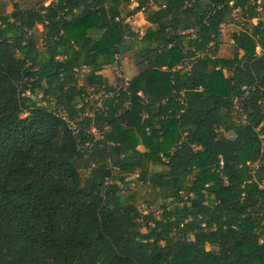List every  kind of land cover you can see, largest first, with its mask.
<instances>
[{
	"label": "trees",
	"instance_id": "1",
	"mask_svg": "<svg viewBox=\"0 0 264 264\" xmlns=\"http://www.w3.org/2000/svg\"><path fill=\"white\" fill-rule=\"evenodd\" d=\"M47 1L0 0V264H264V53L221 34L231 0H135L139 73L100 107L79 75L138 39L130 0Z\"/></svg>",
	"mask_w": 264,
	"mask_h": 264
},
{
	"label": "rangeland",
	"instance_id": "2",
	"mask_svg": "<svg viewBox=\"0 0 264 264\" xmlns=\"http://www.w3.org/2000/svg\"><path fill=\"white\" fill-rule=\"evenodd\" d=\"M49 0L46 2V5L49 4ZM136 7V1L130 0V4L123 9V15L126 17V22L130 26V28L138 34L137 40H127L125 44V52L123 55L119 57V65H112L111 68L113 70L110 71L111 80L109 84H105L104 86L111 85L112 88H119V87H125L126 84L136 77L139 73V59L135 60L134 53L141 49L144 45L140 41V39L144 36L146 30L150 27V24L145 20V16L143 13H137L132 16H128V13ZM7 11H11V5L9 3L7 7ZM40 29V27H39ZM231 29V28H229ZM225 30V29H224ZM223 30V31H224ZM88 72L86 70H83V72L79 75V85L85 86L86 91L89 94V101L91 104H93L95 107H100L103 103H105L109 97H107L104 94V86L98 87V86H90L87 83V74ZM90 114V113H89ZM237 115V113H236ZM95 135H98L96 132ZM230 137V135H227ZM164 167L156 168L155 171L163 170ZM128 181H131V187L129 191L123 192L122 194V204L128 203V197L131 194H135L136 197L143 199L144 202H141L139 204V208L143 210L144 212L147 211L148 206L147 202L153 200L155 198V193L147 186L144 185L136 180V175H132L128 178ZM138 198V199H139ZM153 208V207H152Z\"/></svg>",
	"mask_w": 264,
	"mask_h": 264
},
{
	"label": "built area",
	"instance_id": "3",
	"mask_svg": "<svg viewBox=\"0 0 264 264\" xmlns=\"http://www.w3.org/2000/svg\"><path fill=\"white\" fill-rule=\"evenodd\" d=\"M239 1L241 0H231L224 3L229 9L230 14L227 22L221 25L220 32L222 34L225 28L230 27L246 33L250 36L252 42L255 44V56L259 57L264 53V49L259 46V36H253L251 35V32L252 28L258 26L260 23L261 28L264 29V0H247L244 6L237 4ZM222 7L223 5H219L217 9L220 10ZM184 34L188 38L196 39V35L191 30L185 31ZM215 43L216 41L210 42L205 49L206 53L198 52L197 57H202L207 54L208 50H213ZM208 56H211V54L208 53ZM116 60H118V57H116ZM244 89L245 88H243V90ZM56 115L61 118V120L67 122V116L64 111L60 110ZM235 122L238 124L245 123V117L241 111L237 112V115L235 116ZM73 131L74 133L77 132L75 127H73ZM93 135L96 138H99V135H95V133H93Z\"/></svg>",
	"mask_w": 264,
	"mask_h": 264
},
{
	"label": "crops",
	"instance_id": "4",
	"mask_svg": "<svg viewBox=\"0 0 264 264\" xmlns=\"http://www.w3.org/2000/svg\"><path fill=\"white\" fill-rule=\"evenodd\" d=\"M111 66H107L105 67L100 73L99 75L102 77L103 79V84H109L110 83V80H111V75H110V71L113 70V68H111ZM103 85V86H104ZM111 86V85H110Z\"/></svg>",
	"mask_w": 264,
	"mask_h": 264
}]
</instances>
